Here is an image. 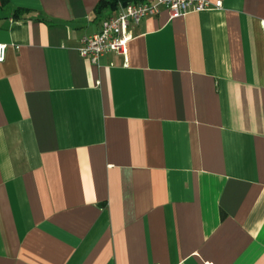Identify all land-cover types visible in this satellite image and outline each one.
<instances>
[{
	"label": "crops",
	"instance_id": "1",
	"mask_svg": "<svg viewBox=\"0 0 264 264\" xmlns=\"http://www.w3.org/2000/svg\"><path fill=\"white\" fill-rule=\"evenodd\" d=\"M117 3L0 0V264H264V0Z\"/></svg>",
	"mask_w": 264,
	"mask_h": 264
},
{
	"label": "built area",
	"instance_id": "2",
	"mask_svg": "<svg viewBox=\"0 0 264 264\" xmlns=\"http://www.w3.org/2000/svg\"><path fill=\"white\" fill-rule=\"evenodd\" d=\"M221 0H151V1H118L116 11L105 16L99 29L82 35L77 46L81 56L97 62L98 57L105 52L115 51L126 54L127 43L132 38L131 25L141 18L155 14L161 7H165L169 17H175L189 10H202L220 7ZM5 43H0V61L5 56Z\"/></svg>",
	"mask_w": 264,
	"mask_h": 264
},
{
	"label": "trees",
	"instance_id": "3",
	"mask_svg": "<svg viewBox=\"0 0 264 264\" xmlns=\"http://www.w3.org/2000/svg\"><path fill=\"white\" fill-rule=\"evenodd\" d=\"M117 1H121V2L125 3V2H128V1H130V0H117ZM117 1H115V0L112 1V0H111V2L114 3V4H115Z\"/></svg>",
	"mask_w": 264,
	"mask_h": 264
}]
</instances>
